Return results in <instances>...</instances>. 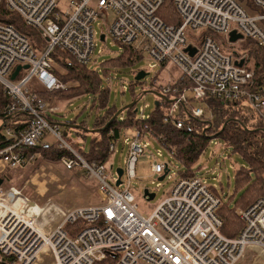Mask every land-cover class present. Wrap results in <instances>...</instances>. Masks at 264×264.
I'll use <instances>...</instances> for the list:
<instances>
[{"label":"built area","instance_id":"obj_1","mask_svg":"<svg viewBox=\"0 0 264 264\" xmlns=\"http://www.w3.org/2000/svg\"><path fill=\"white\" fill-rule=\"evenodd\" d=\"M163 2L70 0L68 9L62 11L59 0H0V6L17 14L46 42V47L38 51L13 25L0 23V86L12 101L0 109V114L7 116L3 122L5 136L12 140L0 150V175L5 169L33 164L36 156H29L27 151L37 148L48 134L59 148L75 157H64L61 164L67 170L79 168L84 178L96 180L103 200L102 205L70 211L47 235L37 226L40 208L16 188L5 190L1 185L0 193L16 212H7V206L0 208V264H36L44 248L50 249L55 264H94L109 257L116 264H239L250 249L264 252V197L237 211L243 226L234 238L222 234L224 223L217 215L221 202L198 175L179 178L170 195L145 218L130 188L138 156L144 153L145 137L137 132L130 144L122 184L116 187L118 177L114 185L107 181V164L86 162L63 138L60 124L50 120L60 107L40 97L39 92L66 91L69 87L60 78L67 71L51 57L56 49L69 54L79 65H90L96 49L94 23L102 18L117 43L134 47L162 66L172 64L179 69L176 82L156 91L174 95L166 123L182 128L175 120L181 109L193 118L211 120L209 103L221 107L240 104L250 109L253 124L264 131V82H255L246 57L222 52L208 36L193 41L187 38L189 32L208 31L225 35L229 41L230 32L235 30L243 40H254L264 48V0H253L258 8L256 15L249 14L237 0H173L179 25H166L157 16ZM110 12L115 16L111 24ZM188 46L196 48L193 56L185 51ZM241 60H245L243 67L235 64ZM26 65L29 68L12 81L15 68ZM33 80L38 81L41 91L29 88ZM18 113L28 115L30 120L24 130L16 132L9 123ZM138 118L145 120L148 116L139 114ZM164 170L166 164L152 166L154 173ZM125 176L128 184L119 189L125 184ZM19 197L24 204L15 202ZM80 221L85 226L71 236L67 227Z\"/></svg>","mask_w":264,"mask_h":264},{"label":"trees","instance_id":"obj_2","mask_svg":"<svg viewBox=\"0 0 264 264\" xmlns=\"http://www.w3.org/2000/svg\"><path fill=\"white\" fill-rule=\"evenodd\" d=\"M243 8L258 11L253 0H237ZM246 2V4H244ZM157 16L166 25H179L180 17L175 9L173 0H164L162 6L157 12ZM0 23L11 24L15 29L25 36L34 49L42 51L46 47V42L41 37L40 33L27 26L22 19L15 13L10 12L4 5L0 6ZM217 35L211 32H201L200 38L211 37L219 45ZM231 44V43H230ZM123 52L121 56L106 62L102 65V74L89 66H82L67 53L55 50L51 57L62 68L67 71L66 76H60L61 80L69 87L66 91L55 92H39L40 97L49 104L56 105L57 100L64 98L65 100L79 99L85 95L90 98L83 107L82 112L87 114V119L91 118L92 123L89 125L87 120L80 122L79 125L96 132H86L77 129V133L81 135L83 146L77 149L72 148L88 163L95 162L97 164H107L113 152L111 146L118 143L122 133L130 129H135L141 136L148 137L154 140L163 150L167 151L177 162L185 167L184 171H180V179L195 177L198 170L201 168L199 161L206 152L209 143L210 135H217L222 139L227 147L231 148L233 153L241 155L247 163L246 167H241L236 173L237 185L242 187L236 193L244 195L241 199H236L235 194L228 199H223L219 195L217 189L209 187L212 194L219 198L221 205L217 211L219 218L223 220L221 232L229 238L236 237L242 229L243 223L240 220L237 211L247 208L254 201L264 197V131L257 128L252 122V113L245 105H231L221 107L214 103H209V109L213 114L211 120L204 118H193L186 114L182 109L179 110L175 120L182 124V128H177L173 122L166 123L165 116L168 113L172 104L169 100L173 94H167V99L162 100L158 97V104L150 113L147 119L140 120L136 108L126 110L113 123L109 124L110 120L117 113L119 108L115 103L111 102V91L109 87H104L103 77L111 73L112 66H128L131 67L140 61L144 55L135 50L134 47L122 45ZM229 54L237 53L239 56H245L247 60V68L255 73V82H264V48L260 47L257 42L250 39L238 41L235 45L228 44ZM108 67V68H107ZM110 67V68H109ZM138 73V72H137ZM109 76V75H108ZM107 77V76H106ZM108 78V77H107ZM137 87L140 88V93L136 92ZM133 98H140L143 91L149 88L148 85L141 82H132L129 86ZM149 89L161 92L160 87L157 88L152 83ZM55 101L52 102L51 100ZM10 97L4 92L0 86V109L11 103ZM200 106L202 103L197 102ZM7 116L0 114L2 125ZM29 116L23 113L15 114L10 121L14 131L24 130L29 124ZM50 120L59 123L50 116ZM77 122L68 121L62 127V136L66 140ZM109 124V125H108ZM227 124V125H226ZM108 125L105 129H103ZM225 129L221 132L223 127ZM4 129V128H3ZM103 129V130H102ZM84 133V136L82 134ZM88 134H92V138L87 142ZM46 134L37 148L29 149L27 154L35 155L34 171L39 170L44 163L61 164L64 157L75 159V157L67 149L59 148L57 142L47 140ZM67 141V140H66ZM12 144L0 130V150L7 148ZM86 145L89 146L88 152ZM79 146V145H78ZM167 170L169 165L166 164ZM66 169V168H65ZM67 170V169H66ZM76 171V170H67ZM4 180L5 176H1ZM0 177V178H1ZM17 189V188H16ZM19 190V189H17ZM21 191V190H19ZM236 199V207L230 208V203ZM85 226L82 221L67 227L70 235L75 233ZM94 264H116V260L109 257L102 262Z\"/></svg>","mask_w":264,"mask_h":264},{"label":"rangeland","instance_id":"obj_3","mask_svg":"<svg viewBox=\"0 0 264 264\" xmlns=\"http://www.w3.org/2000/svg\"><path fill=\"white\" fill-rule=\"evenodd\" d=\"M69 1L70 0H59V8L62 11H66ZM244 4H246V2H244ZM246 10L251 15H256L258 13V11L255 10ZM114 17L113 12H110V24L114 21ZM261 25L264 26V22H262ZM109 30L110 25L102 18L95 21L94 35L96 49L89 68L101 74L102 65L106 62L118 59L123 52V47L113 40ZM200 33L201 32H189L187 38L189 41L197 40ZM101 35H105V41H101ZM217 40L221 43L220 47L222 52L229 54L230 50L228 49V44H231L228 38L225 35H217ZM110 70L111 73L108 74L109 76L106 75L108 78L104 75L103 83L104 87H109L111 91V102L115 103L119 110L134 101L129 86L135 81L137 72L145 71L149 74V76L142 80L149 88L152 86V83H154V86L157 88H163L164 86L176 82L180 76V71L176 66L172 64L162 66L148 55H144L140 61L131 67L112 66ZM29 88L37 92L42 90L37 80H33ZM149 88H146V90H150ZM136 92L140 93L139 87H137ZM89 99L88 95L71 101L70 99L65 100L61 98L56 102V105L60 107L59 110L51 117L60 124L75 120L77 122L76 125H79L80 122L87 120L89 125H91L92 119H87L88 116L85 112L81 113ZM47 101L48 103L50 102V100ZM51 101L55 103L54 99ZM157 101L158 98L153 93L143 95L136 105L138 114H143L146 117L149 116L155 109ZM208 115L206 109V116ZM1 126L2 121L0 120V127ZM62 129L61 126V131ZM76 130L77 129H71L66 140L77 149L83 146L85 142L82 141L81 135H79ZM2 132L5 135V129H2ZM82 134L84 136L83 132ZM136 134L137 131L135 129L123 132L120 140L116 144L115 150H113L107 162V181L111 185H114V179L117 177L116 170L118 168L126 169L127 167L130 144L136 137ZM91 136L92 134H88L87 142L90 141L92 138ZM46 139L51 142L56 141L51 135L47 136ZM209 141V146L199 161L201 168L198 170V176L209 187L217 189L219 195H221L223 199H228L234 194L236 199H241L244 195V191L242 193H236L242 188L237 185L236 173L241 167L247 166L246 161L241 155L233 153L232 149L227 147L222 139L216 137ZM142 144L144 146V153L138 156L135 171L136 177L131 180L130 188L140 214L147 218L155 211L156 207L170 195L174 185L180 178L179 172L184 171L185 167L174 160V158L167 151L163 150L154 140L146 137L142 140ZM88 150L89 146L87 147L86 145V151L88 152ZM157 163L169 165L168 175L163 181H159V178L164 175L165 170L161 174L152 171V166ZM8 169L9 170L6 172L9 174L20 173L18 175H13V179L19 177L21 179H17L15 185H12L21 190L20 192L22 195L28 199L30 203L34 204L33 206L37 205L40 208L41 213L37 218V226L47 235L65 219L70 211L76 208L99 206L103 204L102 195H100V185L92 178H84V173L79 168L73 172L67 171L62 164L44 163L40 169L36 171H34V164H29L22 169ZM124 179L125 184L119 189H124L127 186L128 178L125 176ZM2 187L5 190L14 188L9 185H3ZM146 189L156 194L154 200L148 201L144 197V190ZM1 195L2 193H0V197ZM236 199L230 203V208L234 209L236 207ZM2 203L3 202H1V204ZM36 264H55L49 248H44L42 250L39 261ZM239 264H264V252L257 248L250 249L243 256Z\"/></svg>","mask_w":264,"mask_h":264},{"label":"water","instance_id":"obj_4","mask_svg":"<svg viewBox=\"0 0 264 264\" xmlns=\"http://www.w3.org/2000/svg\"><path fill=\"white\" fill-rule=\"evenodd\" d=\"M240 40H243V36L241 34H238L237 31H232L230 32L229 34V42L231 44H236L238 41ZM101 41H105V35H101ZM187 53H189L191 56H193L195 53H196V48L192 47V46H188L185 50ZM236 54V52H235ZM235 64L239 67H243L244 64H245V60H241L240 62H235ZM29 66H17L14 70V72L12 73L10 79L12 81H15L17 79V77L19 76V73L21 72V70H26L28 69ZM147 76H149L148 73H146L145 71H139L137 74H136V78H135V82H141L144 78H146ZM144 93V94H143ZM147 93H153L155 94L159 99H162V100H166L167 97L164 96L163 94L161 93H158L156 91H153V90H145L142 92L141 94V97ZM140 97V99H141ZM140 99H136L134 100L131 104L127 105V106H124L123 108H121L120 110L117 111V113L113 116V118L110 120L109 124L113 123L121 114H123L126 110L128 109H131V108H134L136 107V105L138 104V102L140 101ZM171 101V100H169ZM158 102H156V106H157ZM138 111V109L136 108V112ZM108 124V125H109ZM61 126H64L65 124H60ZM108 125H106L103 129H105ZM227 125V124H226ZM226 125L223 127V129L221 130V132L225 129ZM4 127V124L0 127V130L3 129ZM73 129H81L83 131H86V132H96L98 130H89L88 128H84L82 126H79V125H74L73 126ZM102 129V130H103ZM217 135H213V136H210V138H216ZM168 172L169 170H167V167H166V170H165V173L162 177L159 178V181H163L166 176L168 175ZM116 173H117V177H118V180L116 182V187H119L121 184H122V176L124 174V169L122 168H118L116 170ZM3 184V179L0 178V186ZM144 197L148 200V201H152L155 199L156 197V194L155 193H152L150 192V190L146 189L144 190Z\"/></svg>","mask_w":264,"mask_h":264},{"label":"crops","instance_id":"obj_5","mask_svg":"<svg viewBox=\"0 0 264 264\" xmlns=\"http://www.w3.org/2000/svg\"><path fill=\"white\" fill-rule=\"evenodd\" d=\"M241 41V40H240ZM63 101H65V100H63ZM56 106H58V105H56ZM60 124V123H59ZM62 124H65V123H62ZM61 126V125H60ZM63 127V126H62ZM64 167V166H63ZM65 168V167H64ZM22 169V168H21ZM7 170H9V169H5L4 170V172L0 175V177L1 176H5L4 177V180H3V185H9L10 187H14V188H16L15 186H13V185H15V181L17 180V179H21L20 177L19 178H15V179H13V175H18V174H20V173H15V174H9V173H7L6 171ZM74 170H77V169H74ZM21 173H23V172H21ZM1 179H2V177H1ZM23 180V179H22ZM13 184V185H12ZM1 204V203H0ZM260 250V249H259ZM250 253H253V252H250ZM253 254H255V253H253ZM252 258V257H251Z\"/></svg>","mask_w":264,"mask_h":264},{"label":"bare ground","instance_id":"obj_6","mask_svg":"<svg viewBox=\"0 0 264 264\" xmlns=\"http://www.w3.org/2000/svg\"><path fill=\"white\" fill-rule=\"evenodd\" d=\"M171 104V103H170ZM83 131V130H82ZM75 150V149H74ZM3 195V194H2ZM0 197V203L3 202L1 205H0V208H2L3 206H7L5 207V209L7 210V212H16V209L13 207V206H8L7 205V199L6 198H3L4 195ZM16 203H20V204H24V201L19 197V200H15ZM34 205V204H33Z\"/></svg>","mask_w":264,"mask_h":264},{"label":"flooded vegetation","instance_id":"obj_7","mask_svg":"<svg viewBox=\"0 0 264 264\" xmlns=\"http://www.w3.org/2000/svg\"><path fill=\"white\" fill-rule=\"evenodd\" d=\"M153 91H155V90L153 89Z\"/></svg>","mask_w":264,"mask_h":264}]
</instances>
